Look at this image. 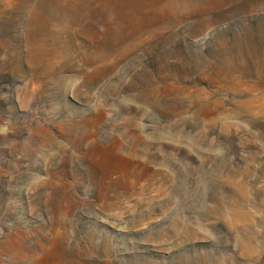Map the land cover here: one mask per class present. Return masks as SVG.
Segmentation results:
<instances>
[{
  "label": "rangeland",
  "instance_id": "obj_1",
  "mask_svg": "<svg viewBox=\"0 0 264 264\" xmlns=\"http://www.w3.org/2000/svg\"><path fill=\"white\" fill-rule=\"evenodd\" d=\"M0 264H264V0H0Z\"/></svg>",
  "mask_w": 264,
  "mask_h": 264
}]
</instances>
